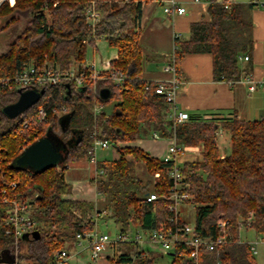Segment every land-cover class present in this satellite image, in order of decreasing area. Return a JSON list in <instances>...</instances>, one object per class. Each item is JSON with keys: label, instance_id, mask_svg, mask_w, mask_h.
Wrapping results in <instances>:
<instances>
[{"label": "trees", "instance_id": "16d2710c", "mask_svg": "<svg viewBox=\"0 0 264 264\" xmlns=\"http://www.w3.org/2000/svg\"><path fill=\"white\" fill-rule=\"evenodd\" d=\"M148 1L152 0H15L11 5L0 0V19L7 20L2 28L11 27L10 42L0 52V78L11 76L25 62L50 64L63 72L76 67L85 73L82 86L74 81L45 86L39 101L24 111L33 119L26 127L19 116L10 118L3 112L4 107L18 101V88L0 85V185L6 189L0 199V264H4L5 253L15 252L16 245L20 260L49 264L57 250L66 248L78 232L92 227L96 209L107 211V218L119 224L120 231L165 222L170 215L166 198L172 186L169 171L175 161H164L132 144L155 132L165 138L175 137L182 146L202 147L199 157L179 164L189 184L186 191L192 196L188 203L195 205L197 233L217 235L216 223L222 215L230 221L233 241L221 247V259L230 264H257L249 243L240 241V231L241 220L252 213L253 223L245 227L264 235V116L255 120L234 116L226 121L191 118L174 126L169 118L170 102L156 92L158 81L144 76L146 63L162 59L145 53L139 29L142 6ZM256 6L232 2L226 7L225 0H209L208 18L192 22L188 38L176 39L178 74L186 54L209 53L216 80L229 82L252 75V11ZM91 8L98 14L95 23L88 19ZM100 38L117 49V58L110 65L123 72L121 85L112 82L108 70L100 71L96 80L91 76L87 52L89 47L96 50ZM244 56H249L246 65L242 64ZM102 89L110 90L108 98L101 97ZM110 103L113 109L108 113ZM96 104L103 106L99 113L94 112ZM41 107L47 111V120L39 122L36 114ZM220 129L231 136V150L224 157L217 134ZM45 136L61 151L60 162L43 170L16 166L23 150ZM97 138L117 145L119 151L116 158L98 161L100 173L90 177L104 198L101 208L92 201L64 198L72 186L66 178L69 166L88 160ZM140 161L149 175L146 179L137 176ZM157 172L160 176L154 180ZM149 192L158 198L149 201ZM26 196H32V216L39 223V237L16 243L6 231L9 204L3 198ZM181 221L190 223L185 218ZM190 251L177 245L170 264H216L215 252L203 249L194 259ZM163 255L125 250L111 258L110 264H157Z\"/></svg>", "mask_w": 264, "mask_h": 264}, {"label": "built area", "instance_id": "2783aa9c", "mask_svg": "<svg viewBox=\"0 0 264 264\" xmlns=\"http://www.w3.org/2000/svg\"><path fill=\"white\" fill-rule=\"evenodd\" d=\"M11 5H14V1L8 0ZM160 1V0H156ZM199 2V0H195ZM226 7L232 3V0H225ZM257 6L264 7V0H251ZM166 14H183L186 12V8L177 3L176 0H169L163 5ZM88 19L91 23H95L98 20V14L93 8L88 10ZM180 33H175L173 38V50L166 59L163 65V72L167 74L160 80H157L158 86L156 92L161 95H165L167 100L171 104V112L169 118L173 121L174 126L178 123L187 122L191 119L188 112L177 111L176 109V97L178 89L181 85V76L177 72L175 52L177 50L176 39L180 38ZM243 60H249V56H244ZM92 67V66H91ZM93 68L91 74L94 80L100 78L99 70ZM111 71L110 79L116 85H121L124 82L125 76L120 69H112L109 67L107 69ZM62 81H74L76 86H82L85 82V73H79L76 67L71 68L68 71H59L52 65H35L32 62H25L22 64L11 76L6 78H0V85H9L11 87L22 88L24 90H36L40 91L49 84H57ZM264 82V78L261 80ZM229 84L234 83H245L248 89L253 92L256 90L258 81L252 75H246L241 77L239 80L229 81ZM103 106L101 104H96L94 107V112L99 113ZM24 126H28L29 122L32 121V116H27L24 112L18 115ZM17 116V117H18ZM36 120L39 122L47 120V111L41 107L36 114ZM1 125V119H0ZM222 132V131H221ZM220 134V133H219ZM221 135V134H220ZM153 139L163 138L159 132H155L152 136ZM170 144L168 145L165 153L160 157L164 161H175L174 167L169 171V175L172 179V186L166 198L169 200L168 209L170 215L168 219L161 225L145 228V227H131L126 231H119L115 237H112L109 233L101 232L98 229L99 221L104 219L108 214L107 211H99L96 209L93 217L92 227L85 232H78L74 238V243L79 247L80 251H88L90 253V259L94 262H99L103 259L104 251L111 249L114 251L111 257H115L117 249L120 246H132L133 254L136 252H144L148 254L149 251H158L163 254H169L175 251L177 245L181 244L188 247L190 251V257L197 259L199 251L205 249L208 251H213L217 255L216 264H230L225 263L221 259V247L233 241L232 234L229 232L230 221L223 218L222 215L218 218L216 226L218 229V234L215 236H202L196 231L195 223H184L182 219V207L188 203L192 196L186 191L189 184L184 180V176L181 172L180 166L177 163V159L184 155L189 146L179 145L175 137H168ZM121 145V144H119ZM114 147L113 144L105 139L97 138L95 139L92 149L89 152V161L95 164V176H97L100 171L97 168V150ZM118 147L117 145H115ZM115 148V147H114ZM3 176V175H2ZM160 173H155L154 180L159 178ZM2 177H0L1 180ZM1 184V182H0ZM11 186H15L12 183ZM6 191L0 185V199L3 193ZM149 201L158 198V195L154 192H149L146 194ZM32 196H26L22 198H3V202L9 204V215L7 218V233L12 235L16 241L23 238L25 234H28L29 238L32 237L33 233L36 231L38 222L33 219V205L31 203ZM252 213L245 219L241 220V225L251 226L252 225ZM260 241L256 240L253 242H248L253 254L257 253V245L261 241H264V235L259 236ZM241 241V240H240ZM239 241V242H240ZM18 248L16 245V250L12 254L14 257L13 263L4 264H30L29 261L20 260L18 257ZM72 253L68 247L57 250L49 262V264H72Z\"/></svg>", "mask_w": 264, "mask_h": 264}, {"label": "crops", "instance_id": "0c3cea01", "mask_svg": "<svg viewBox=\"0 0 264 264\" xmlns=\"http://www.w3.org/2000/svg\"><path fill=\"white\" fill-rule=\"evenodd\" d=\"M176 1L186 8L185 13L174 15L166 14L163 5L168 0H152L143 3L139 29L142 33L145 53L148 55H160L162 57L160 61L156 62L160 63L157 71L152 68H147V64H150V62L145 64L144 76L147 79L160 80L167 77V74L162 69L166 59L173 50L174 34L177 32L180 33L181 38H188L191 23L208 18L207 8L209 0H199V2L195 0ZM232 2H251V0H232ZM252 17L254 21L253 36L255 41L252 55V76L258 81L256 90L251 92L245 83L229 84L223 80H216L213 75L211 54H186L180 63L182 82L178 89L175 102L177 111L188 112L191 118L201 120L215 118L226 121L234 116L246 120H255L264 116V82H261L264 78V7L256 6L252 11ZM146 43H149V46ZM108 45L109 43L104 38L98 39L96 41V48L100 50L101 47L105 52V56L99 59V63L94 60L92 64L87 63V65L99 71L107 70L111 67V60L117 58V49L110 45L107 47ZM163 57H166L165 60ZM246 62L243 60L242 64L246 65ZM221 131L227 132L225 129H220L217 132L218 138ZM138 141L142 142V145H140L141 143L138 144ZM132 144L138 145L150 152L153 156L160 158L165 153L170 141L168 137L161 139H153L150 137V139L136 140ZM188 148L184 154L185 156L189 155L193 156L190 158H195L201 155V146ZM221 154L224 157L227 153ZM95 168V164L91 163L89 159L69 166L68 170L74 169L72 171H76L72 172V175H77L78 177L73 178L72 182L67 180L72 186L71 191L65 194L64 198L92 201L96 205L99 204L100 200L103 201L104 198L99 196L95 185L81 178L83 174H86L85 170H88L91 176H95ZM185 211L186 209L184 211L182 210V218H184L183 213ZM107 221L108 218L101 219V222ZM256 235H258L257 232ZM262 251H264L263 248L257 250L256 254L260 255ZM83 252L85 251H80V249L71 251L73 255L72 264L74 260H78V256ZM104 258L110 259L108 255ZM101 262L105 264V261Z\"/></svg>", "mask_w": 264, "mask_h": 264}, {"label": "rangeland", "instance_id": "374dc122", "mask_svg": "<svg viewBox=\"0 0 264 264\" xmlns=\"http://www.w3.org/2000/svg\"><path fill=\"white\" fill-rule=\"evenodd\" d=\"M6 21H7L6 19H0V52L4 51L6 49L8 43L10 42V39H11V37H10V28L11 27H9L7 29H3L2 28L5 25ZM22 25H23V21H21L18 24V30L19 31L21 30ZM146 45L149 46V43H146ZM107 47H109V45ZM102 56H105V52L103 51V49L101 47H100V50H98L97 48L95 50L92 47H89L88 48V52H87V61L86 62L88 64H92V62L94 60H96L98 62L99 59ZM159 67H160V63L150 62V64H147V68L148 69L152 68L155 71H157L159 69ZM112 109H113V103H110V104H108L106 106V111L108 113L111 112ZM220 134L222 135V136L219 135V145H220L221 153H227L228 154L230 152V150H231V136H230V134L228 132H223V131L220 132ZM143 139H145V138H143ZM146 139H150V137H148ZM137 143L138 144L141 143L140 145H142V142H140V141H138ZM118 154H119V151L116 148L110 146L109 148L98 149L97 150V159H98V161H103V160H106V159L110 160V159H113V158L117 157ZM181 157L182 158L179 157L177 159V163L180 164V165L183 164L186 159H190V157H193V156H189V155L185 156L184 155V156H181ZM85 163H89V162H85ZM72 170H74V169H69L67 171V173H66V178L70 182H72L73 178L78 177L77 175H72V172H76V171H72ZM85 172H86V174H83L81 178H84L87 181H90V176L91 175H90L89 171L85 170ZM136 173H137V176H139V177H141L143 179H146V178L149 177V175L147 174V170H146V167H145V164H144L143 161H140V162H138L136 164ZM102 202L103 201L100 200V203L98 204L99 208L102 207L101 206ZM185 209H186V211L183 213L184 214V218L186 220L190 221V223H194L195 222V218H196L195 217V205L194 204H190V203H186L182 207L183 211ZM107 217L108 216H106V218ZM245 219L246 218H243V220H245ZM38 225H39V223H38ZM133 227H135V226H133ZM98 229L101 232L109 233L112 237H115L116 234L120 231V226H119V224L114 222L112 219H108L107 222L99 221ZM240 236H241L240 237L241 241H245V242H252V241H256V240L260 241L259 236L256 235L255 229L252 228V227L243 226L241 228V231H240ZM67 244H68L67 247L71 251H75L77 249L79 250V247H77L76 243H74V239L71 240V241H68ZM262 248L264 249V241H261L257 245V250H259V249L261 250ZM125 250H130L132 252L134 251L129 246H121V247H118L116 255L122 253ZM113 253H114L113 250L108 249V250L104 251V256L108 255L110 257V259H111L112 258L111 255H113ZM261 254H260L261 256L258 255V254H253L254 260H255V262L257 264H264V251H262ZM78 257H79L78 260H74L73 264H103L101 261H105V264H110V261H111L110 259L104 258V259H101L99 262H94V261H92L90 259V253L88 251H85V252L81 253ZM171 260H172V256L171 255L164 254L163 256H160L156 260V263L157 264H170Z\"/></svg>", "mask_w": 264, "mask_h": 264}, {"label": "water", "instance_id": "95a60500", "mask_svg": "<svg viewBox=\"0 0 264 264\" xmlns=\"http://www.w3.org/2000/svg\"><path fill=\"white\" fill-rule=\"evenodd\" d=\"M18 92L20 95L18 101L3 108V112L10 118L17 117L30 106L36 104L43 94V90H24L22 88H19ZM109 95V89L101 90L102 98L106 99ZM113 146L118 150L115 144H113ZM61 159V151L54 145L51 138L45 136L26 147L22 154L16 159L15 164L18 167L26 166L36 170H43L51 165L57 164ZM32 236L37 238L39 237V233L35 231ZM23 238H29L28 234H25ZM169 255L173 256L174 253L170 252ZM13 262V255L5 253L3 263Z\"/></svg>", "mask_w": 264, "mask_h": 264}, {"label": "bare ground", "instance_id": "6f19581e", "mask_svg": "<svg viewBox=\"0 0 264 264\" xmlns=\"http://www.w3.org/2000/svg\"><path fill=\"white\" fill-rule=\"evenodd\" d=\"M12 1H14V2H15V0H12Z\"/></svg>", "mask_w": 264, "mask_h": 264}]
</instances>
